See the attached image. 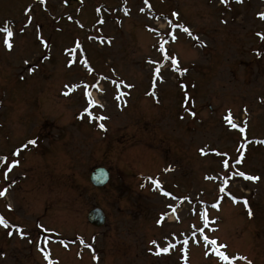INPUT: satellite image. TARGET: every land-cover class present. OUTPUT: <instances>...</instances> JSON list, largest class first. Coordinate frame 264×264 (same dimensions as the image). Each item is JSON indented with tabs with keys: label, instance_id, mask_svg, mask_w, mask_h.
<instances>
[{
	"label": "rangeland",
	"instance_id": "rangeland-1",
	"mask_svg": "<svg viewBox=\"0 0 264 264\" xmlns=\"http://www.w3.org/2000/svg\"><path fill=\"white\" fill-rule=\"evenodd\" d=\"M261 13V0H0L13 32L9 50L0 31V264L27 246L9 232L35 230L70 239L46 243L54 264H180L153 247L184 237L188 264H216L205 247L264 264Z\"/></svg>",
	"mask_w": 264,
	"mask_h": 264
},
{
	"label": "flooded vegetation",
	"instance_id": "flooded-vegetation-1",
	"mask_svg": "<svg viewBox=\"0 0 264 264\" xmlns=\"http://www.w3.org/2000/svg\"><path fill=\"white\" fill-rule=\"evenodd\" d=\"M14 235H16V236H14ZM14 238L17 240H20V241H21V239H25V241L27 243V246H22V247L21 246H13V248L7 247L8 253H12V251H13V252H16V254L20 255V259H18V261H20V262L18 264H54L55 263L51 259V256L53 257V255L48 253L46 250V243H48L47 236L43 235L40 230H38V231L35 230L33 236H31L30 234L28 236H24V232L23 233L17 232V233H13L9 237L10 240H13ZM52 240L53 241H50V242L54 243V244H58V242L60 241L59 238H53ZM16 244L20 245L19 242ZM3 248L4 247H0V252ZM122 255L124 257L123 253L121 254V256ZM172 255H175V253H172ZM171 256L157 255L156 251H154V253H153V257L155 259L156 258H158V259L159 258H166V257H171ZM53 258L56 260L55 257H53ZM21 260H23L24 263ZM108 264H110V263H108ZM121 264H123V263H121Z\"/></svg>",
	"mask_w": 264,
	"mask_h": 264
},
{
	"label": "snow or ice",
	"instance_id": "snow-or-ice-1",
	"mask_svg": "<svg viewBox=\"0 0 264 264\" xmlns=\"http://www.w3.org/2000/svg\"><path fill=\"white\" fill-rule=\"evenodd\" d=\"M41 2H43V0H41ZM146 2H147V0H146ZM220 2H221L222 4H223V3H227V0H220ZM236 2H237V3H241L242 0H236ZM141 11H143V9H141ZM173 15H176V14L174 13ZM260 18H261V19H264V13H261V14H260ZM180 27L182 28V30H183L184 32L189 33V35H191V33H190V31H189L188 28L183 27V26H180ZM0 31H3V32L5 33V35H4V39H3V45H4L6 48H8V49L10 50V49L12 48V44L10 43V39H11V37L13 36V32H12V30H11L9 27H7V26H3V27H0ZM257 35H258V36H261V39H264V35H261L260 33H257ZM173 39H175L174 36H173ZM77 47H79V44H77ZM160 50H161L162 52L164 51L163 46H161ZM258 55H259V53H258ZM171 62H172V65H173L174 67L177 65V60H176L175 58H172V61H171ZM158 71H159V70L157 69V72H158ZM182 87H183V86H182ZM100 119H104V117H100ZM229 123H231V121H229ZM99 127H100L101 129H104V125H103V124H100ZM232 127L235 128L236 125H235V124H232ZM240 131L243 132L244 129L241 128ZM28 143H29V144H35V141H28ZM238 162H239V161H238ZM227 166H228V165H227V162H225V167H227ZM9 170H10V169H9ZM238 175L244 177V179H246V180H253V181H254V180L258 179L257 177L248 176V175H246V174H244V173H242V172H241V173H238ZM5 177H7V173H5ZM153 183L156 184L157 187L159 186V185H158V182L153 181ZM6 191H7L6 189L3 190V191H0V197H3V196L5 195V192H6ZM220 191H224V189L221 188ZM163 194H164V195H168L167 193H163ZM213 207H216V205H213ZM249 215H251V213H249ZM0 225H3L5 228L8 227V223H7V221H6L2 216H0ZM17 231H20V230L18 229ZM202 231H203V230H201V232H202ZM8 235H12V233L9 232ZM204 240H205L206 243H210V244H212L213 246L216 245V241H215V240H208V238H207L206 236L204 237ZM81 242L83 243V241H81ZM151 243L155 244L156 242H155V241H152ZM184 243L186 244L187 241H185ZM170 247H174V245H169L168 247H164L163 249H158L157 252H156V254L158 255V254L160 253V251H163L164 253H168ZM220 247L223 248V247H225V246H224V245H221ZM217 255L219 256V258H220L222 261L227 262V264H231V261H229L228 257H227L226 255H224V253H222V252H217ZM46 258H47V257H46ZM239 259H245V258H244V257H239Z\"/></svg>",
	"mask_w": 264,
	"mask_h": 264
},
{
	"label": "water",
	"instance_id": "water-1",
	"mask_svg": "<svg viewBox=\"0 0 264 264\" xmlns=\"http://www.w3.org/2000/svg\"><path fill=\"white\" fill-rule=\"evenodd\" d=\"M90 182L95 187H103L108 182V172L105 169H95L90 175ZM87 221L95 227L104 223V215L99 209H93L87 214Z\"/></svg>",
	"mask_w": 264,
	"mask_h": 264
},
{
	"label": "bare ground",
	"instance_id": "bare-ground-1",
	"mask_svg": "<svg viewBox=\"0 0 264 264\" xmlns=\"http://www.w3.org/2000/svg\"><path fill=\"white\" fill-rule=\"evenodd\" d=\"M168 222H170V221H168Z\"/></svg>",
	"mask_w": 264,
	"mask_h": 264
}]
</instances>
